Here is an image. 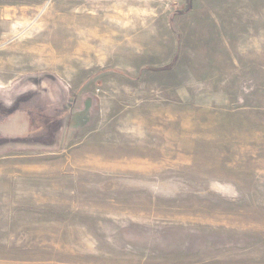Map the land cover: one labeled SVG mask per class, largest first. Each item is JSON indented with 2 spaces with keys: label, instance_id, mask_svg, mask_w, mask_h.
I'll return each mask as SVG.
<instances>
[{
  "label": "rangeland",
  "instance_id": "rangeland-1",
  "mask_svg": "<svg viewBox=\"0 0 264 264\" xmlns=\"http://www.w3.org/2000/svg\"><path fill=\"white\" fill-rule=\"evenodd\" d=\"M36 85L0 264H264V0H0V104Z\"/></svg>",
  "mask_w": 264,
  "mask_h": 264
},
{
  "label": "flooded vegetation",
  "instance_id": "flooded-vegetation-1",
  "mask_svg": "<svg viewBox=\"0 0 264 264\" xmlns=\"http://www.w3.org/2000/svg\"><path fill=\"white\" fill-rule=\"evenodd\" d=\"M23 95L10 107L0 104V147L28 142L45 144L59 129L58 119L52 117V90L36 85Z\"/></svg>",
  "mask_w": 264,
  "mask_h": 264
}]
</instances>
